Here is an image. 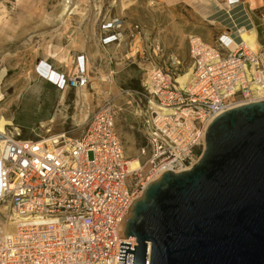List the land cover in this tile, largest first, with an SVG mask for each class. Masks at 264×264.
Here are the masks:
<instances>
[{
    "label": "built area",
    "instance_id": "1",
    "mask_svg": "<svg viewBox=\"0 0 264 264\" xmlns=\"http://www.w3.org/2000/svg\"><path fill=\"white\" fill-rule=\"evenodd\" d=\"M123 23H106L104 45L120 40ZM138 28L127 25L130 33ZM240 28L236 34L228 29L214 44L191 36L186 88L178 82V60L171 69L161 63L159 38L144 47L141 57L150 68L143 88L127 92L134 93L132 113L142 118L146 142L135 156L137 168L126 155L117 127L120 108L112 98L91 114L77 138L37 132L22 137L19 127L0 131V202H10L8 222L14 226L0 238V264H119L121 242H131L134 250L137 238H127L124 226L148 184L197 163L206 131L220 114L264 101V48L245 45ZM83 60L72 74L59 71L48 81L78 95L90 84ZM133 256L127 252L126 264H133Z\"/></svg>",
    "mask_w": 264,
    "mask_h": 264
},
{
    "label": "rangeland",
    "instance_id": "2",
    "mask_svg": "<svg viewBox=\"0 0 264 264\" xmlns=\"http://www.w3.org/2000/svg\"><path fill=\"white\" fill-rule=\"evenodd\" d=\"M231 1L0 0V127H19L22 137L37 132L77 138L91 114L112 98L120 108L117 127L126 155L137 158L146 142L142 118L129 108L134 93L127 92L143 88L150 65L141 53L154 38L165 48L164 67L171 69L173 60H178L177 72L188 77L191 36L214 44L228 29L236 34L237 27H255L259 42L255 50L264 48V0ZM116 18L124 22V33L120 40L104 45L103 27ZM128 24H138V32L130 33ZM68 30L75 33L66 36ZM84 57L90 73V84L82 90L87 93L84 111L75 90L67 89L60 103L61 92L55 89L47 114L23 115V109L40 105V80H48L42 74L43 63L50 71L72 74ZM10 214V202L1 201L0 235Z\"/></svg>",
    "mask_w": 264,
    "mask_h": 264
},
{
    "label": "water",
    "instance_id": "3",
    "mask_svg": "<svg viewBox=\"0 0 264 264\" xmlns=\"http://www.w3.org/2000/svg\"><path fill=\"white\" fill-rule=\"evenodd\" d=\"M119 264H264V101L234 107L206 131L191 168L167 171L134 203Z\"/></svg>",
    "mask_w": 264,
    "mask_h": 264
},
{
    "label": "bare ground",
    "instance_id": "4",
    "mask_svg": "<svg viewBox=\"0 0 264 264\" xmlns=\"http://www.w3.org/2000/svg\"><path fill=\"white\" fill-rule=\"evenodd\" d=\"M215 1L218 2L219 4H221L219 2V0H215ZM64 10L69 11L70 8L67 7ZM240 32L241 33H240L239 37L244 42V44L247 45L252 50L257 51L258 49L255 50V47H257L259 45V42L257 40L256 28L255 27H251V28L243 27V28H240ZM42 74H45L46 77H51L52 79H57V77H58V73L56 71H53V70L50 71V69L47 66L43 67ZM181 76H182V74L178 76V82L180 83L181 87L186 88L188 86L189 82L191 81L192 72L190 71L189 77H188V74H186L182 77ZM86 97H87V93H85L84 91H80V93L77 95V103H78V105H80L82 107V111L85 110L84 109L85 104L83 105V101ZM0 98H2L1 92H0ZM0 131H6V126L0 127ZM0 149H1V147H0ZM130 164H131L132 168H137L140 165V161H139L138 157L132 158ZM8 224H9V226H8ZM8 224L4 228L3 234L0 235V238L3 237L4 234L14 230V226L10 222H8Z\"/></svg>",
    "mask_w": 264,
    "mask_h": 264
},
{
    "label": "crops",
    "instance_id": "5",
    "mask_svg": "<svg viewBox=\"0 0 264 264\" xmlns=\"http://www.w3.org/2000/svg\"><path fill=\"white\" fill-rule=\"evenodd\" d=\"M67 8V6L65 7ZM75 33V30H68V32H66V36H70L73 35ZM70 42V39H69ZM103 46V44H101ZM44 66H48L46 63H43ZM55 89L60 93V103L63 102V100L65 99V94L67 93V89L64 90H59L56 88V86H54L51 82H49L46 79H41L40 80V90L38 92V94L40 95V105L37 104V106L35 108H27V109H23V115L26 114L33 116V117H37L40 116L41 114H47L50 111V102H52L53 99H51L52 93L54 94ZM54 108V106H53ZM52 108V110H53ZM132 110L133 107L130 105V107ZM25 121V120H24ZM11 206V205H10Z\"/></svg>",
    "mask_w": 264,
    "mask_h": 264
}]
</instances>
